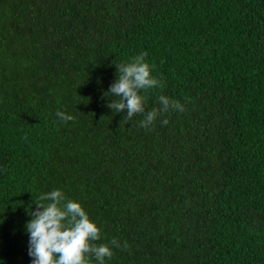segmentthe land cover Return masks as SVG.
<instances>
[{"label":"trees","instance_id":"1","mask_svg":"<svg viewBox=\"0 0 264 264\" xmlns=\"http://www.w3.org/2000/svg\"><path fill=\"white\" fill-rule=\"evenodd\" d=\"M141 53L185 105L149 128L105 93ZM57 188L105 264H264V0H0V264Z\"/></svg>","mask_w":264,"mask_h":264},{"label":"clouds","instance_id":"2","mask_svg":"<svg viewBox=\"0 0 264 264\" xmlns=\"http://www.w3.org/2000/svg\"><path fill=\"white\" fill-rule=\"evenodd\" d=\"M145 56L146 53H141L129 62L116 64V78L105 93L117 98L109 99L107 106L112 111L126 112L129 121L134 115L143 114L140 126L149 128L164 113H183L185 105L161 94L158 97L159 109L146 107L145 93L151 89H162L164 85L160 78L152 74V66ZM56 116L64 122L74 119L65 111H57ZM163 123L167 124L168 120L164 119ZM34 204L35 209H28L31 219L25 223L31 264H90V256L99 264H105L106 259L112 257L109 244L93 243L101 239V228L90 219L79 201L68 199L57 188L42 193ZM111 244L121 246L115 239ZM122 246L126 248L127 242Z\"/></svg>","mask_w":264,"mask_h":264}]
</instances>
